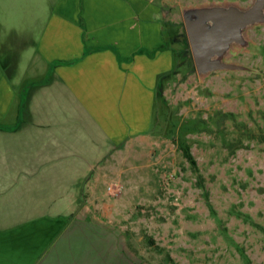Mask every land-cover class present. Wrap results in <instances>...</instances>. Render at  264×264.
Instances as JSON below:
<instances>
[{
    "label": "rangeland",
    "instance_id": "rangeland-1",
    "mask_svg": "<svg viewBox=\"0 0 264 264\" xmlns=\"http://www.w3.org/2000/svg\"><path fill=\"white\" fill-rule=\"evenodd\" d=\"M166 2L161 4L166 48L151 59L137 55L121 67V74L146 80L150 72H164L158 85L145 81L153 90L151 127L143 137L119 142L112 168L85 187L96 194H79L74 213L86 211L118 230L119 250L129 264H264V24L247 28L249 46L234 45L225 56L247 70L198 75L182 8L233 4L245 9L253 0ZM26 22L0 19V74L15 91L25 84L17 77L26 80L43 68L25 64L48 57L17 41L14 29ZM186 43L182 60L178 54ZM135 52L121 50L128 56ZM38 77L41 84L49 79ZM185 146L194 165L184 157ZM110 184L119 186L118 193L107 191ZM93 198L108 208L93 207Z\"/></svg>",
    "mask_w": 264,
    "mask_h": 264
},
{
    "label": "crops",
    "instance_id": "crops-1",
    "mask_svg": "<svg viewBox=\"0 0 264 264\" xmlns=\"http://www.w3.org/2000/svg\"><path fill=\"white\" fill-rule=\"evenodd\" d=\"M162 2L168 1L0 0V19L27 20L14 29L17 41L48 54L25 64L43 68L26 80L17 77L25 83L17 91L0 74L6 84L0 125L21 119L15 130L0 129V264H129L118 230L74 211L79 194H96L85 187L112 168L119 142L143 137L151 127L153 90L145 81L158 85L164 72H150L146 80L121 74V67L164 49L153 56L121 50L163 44ZM112 48L126 59L119 62ZM84 51L77 63L48 74L51 61ZM92 202L100 211L109 206Z\"/></svg>",
    "mask_w": 264,
    "mask_h": 264
},
{
    "label": "water",
    "instance_id": "water-1",
    "mask_svg": "<svg viewBox=\"0 0 264 264\" xmlns=\"http://www.w3.org/2000/svg\"><path fill=\"white\" fill-rule=\"evenodd\" d=\"M182 18L198 75L217 70H247L225 61L234 45L246 48L247 28L264 24V0H253L242 9L236 5H195L182 8Z\"/></svg>",
    "mask_w": 264,
    "mask_h": 264
},
{
    "label": "trees",
    "instance_id": "trees-1",
    "mask_svg": "<svg viewBox=\"0 0 264 264\" xmlns=\"http://www.w3.org/2000/svg\"><path fill=\"white\" fill-rule=\"evenodd\" d=\"M166 43H167V42L163 43V44L160 45L158 48H156L155 50H152V51H148V50H146V49L141 48V49L137 50V51L135 52L134 55H137V54H145V55H147V56H153L154 53H155L157 50L165 49V48H166ZM187 48H188V44L186 43V45L183 46V47L179 50V54H178V55L181 57L182 60H185V59H186V56H187V54H186ZM112 50H113V52H114V54H115V56H116V59H117L119 62H121V61H123L124 59H126V58H124L122 55H120V53H119L115 48H112ZM85 55H86V51H84L83 54H82L80 57H78V58H74V59H71V60H53V61H51V63L49 64L48 74L53 70V68H54L55 66H57V65H73V64L77 63L78 61H80L82 58H84ZM48 74H47V75H48ZM158 91H159V90H158ZM158 91H157V92H158ZM23 99H24V95H23ZM20 122H21V119L18 120L17 124H15V125H13V126H9V127H5V126L0 125V129H12V130H15V129L17 128V126H18V123H20ZM183 154H184V157H185V158H186L191 164H193V165L195 164V161H194V159H193V157H192V155H191V153H190V151H189V148H188L187 146H185V147L183 148Z\"/></svg>",
    "mask_w": 264,
    "mask_h": 264
},
{
    "label": "built area",
    "instance_id": "built-area-1",
    "mask_svg": "<svg viewBox=\"0 0 264 264\" xmlns=\"http://www.w3.org/2000/svg\"><path fill=\"white\" fill-rule=\"evenodd\" d=\"M171 178V176H166V178L165 179H170ZM107 191L109 192V193H118V191H119V186L117 185V184H110V185H108V187H107Z\"/></svg>",
    "mask_w": 264,
    "mask_h": 264
}]
</instances>
